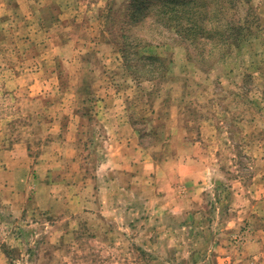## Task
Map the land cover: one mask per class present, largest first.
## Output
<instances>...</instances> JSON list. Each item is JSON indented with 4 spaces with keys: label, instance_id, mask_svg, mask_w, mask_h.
<instances>
[{
    "label": "rangeland",
    "instance_id": "1",
    "mask_svg": "<svg viewBox=\"0 0 264 264\" xmlns=\"http://www.w3.org/2000/svg\"><path fill=\"white\" fill-rule=\"evenodd\" d=\"M201 1L0 0V264H264V0Z\"/></svg>",
    "mask_w": 264,
    "mask_h": 264
},
{
    "label": "trees",
    "instance_id": "2",
    "mask_svg": "<svg viewBox=\"0 0 264 264\" xmlns=\"http://www.w3.org/2000/svg\"><path fill=\"white\" fill-rule=\"evenodd\" d=\"M205 0H202L200 3H199V5H201L202 6V8L203 7H206V4H205V2H204ZM203 15H204V13H203ZM203 19H205V17H203ZM249 25H246L245 27H248Z\"/></svg>",
    "mask_w": 264,
    "mask_h": 264
}]
</instances>
